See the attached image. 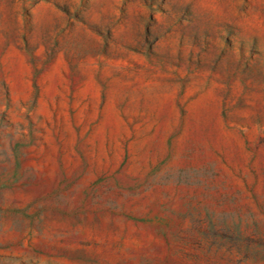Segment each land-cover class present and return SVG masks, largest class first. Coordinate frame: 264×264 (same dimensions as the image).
Returning a JSON list of instances; mask_svg holds the SVG:
<instances>
[{"label":"rangeland","instance_id":"1","mask_svg":"<svg viewBox=\"0 0 264 264\" xmlns=\"http://www.w3.org/2000/svg\"><path fill=\"white\" fill-rule=\"evenodd\" d=\"M0 264H264V0H0Z\"/></svg>","mask_w":264,"mask_h":264}]
</instances>
